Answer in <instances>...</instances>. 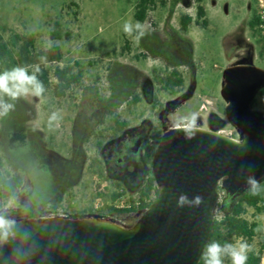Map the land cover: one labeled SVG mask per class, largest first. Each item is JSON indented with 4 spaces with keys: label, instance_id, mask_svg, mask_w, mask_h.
Wrapping results in <instances>:
<instances>
[{
    "label": "rangeland",
    "instance_id": "1",
    "mask_svg": "<svg viewBox=\"0 0 264 264\" xmlns=\"http://www.w3.org/2000/svg\"><path fill=\"white\" fill-rule=\"evenodd\" d=\"M138 1L0 0L4 39L11 33L30 34L36 49L58 46L63 59L51 68L70 66L78 76V84L64 98H55L51 90L41 96L29 91L15 100L3 95L0 102L8 99L6 103L13 108L0 115V156L5 172L23 177L16 195L0 203V216L6 220L39 215L79 218V212L91 210L125 227L133 225L143 212L106 209L122 199L132 205L136 197L131 191L137 171L126 169L136 168L135 158L119 169L109 161L108 167L118 169L120 177L102 164L106 154L102 147L120 135L114 129L116 116L127 128H145L152 144L164 130L188 125L193 117L195 127L205 129H211L210 121L216 118L220 130L238 137L226 121V103L219 95L222 71L238 63L264 67L259 57L264 29L259 28L260 20L253 28L249 25L264 12V0H155L144 22H139L145 34L137 39L134 12ZM198 6L204 9L202 18L197 16ZM186 15L191 23L183 31L180 20ZM126 22L130 35L124 31ZM53 33L59 39H52ZM173 69L183 83L170 91L161 79ZM133 95L138 96L137 103L132 102ZM255 100L252 107L264 111V96L257 95ZM203 103L213 105L200 114ZM53 113L58 119L51 121L50 130ZM18 134L24 135V144L14 139ZM94 161L100 163L103 176L96 173ZM117 180L127 194L112 202L110 194ZM224 196L220 191L218 202L228 200ZM213 215L219 219L222 211L214 210ZM244 218L261 229L247 242L258 248L264 239V212L247 208ZM224 261L231 262L228 257Z\"/></svg>",
    "mask_w": 264,
    "mask_h": 264
},
{
    "label": "water",
    "instance_id": "2",
    "mask_svg": "<svg viewBox=\"0 0 264 264\" xmlns=\"http://www.w3.org/2000/svg\"><path fill=\"white\" fill-rule=\"evenodd\" d=\"M262 90L264 67L223 69L219 95L237 139L200 127L163 131L150 166L157 196L130 227L94 214L7 219L0 264H198L220 191L239 197L248 177L264 181V111L252 107ZM181 195L202 202L181 207Z\"/></svg>",
    "mask_w": 264,
    "mask_h": 264
},
{
    "label": "trees",
    "instance_id": "3",
    "mask_svg": "<svg viewBox=\"0 0 264 264\" xmlns=\"http://www.w3.org/2000/svg\"><path fill=\"white\" fill-rule=\"evenodd\" d=\"M200 1V0H198ZM155 0H139L135 6L134 19L137 22H144L147 17V12L153 8ZM198 18L204 16V9L201 6L197 8ZM181 29L186 31L188 25L191 23L189 16L181 17ZM259 23V18L253 17L249 23L250 27H254ZM203 27H206V21L201 22ZM52 39H59V35L53 33ZM41 57H46V61L42 62ZM259 57L264 59V45L259 52ZM63 59V53L58 46H52L44 49H36L34 36L30 34H17L11 33L8 39L0 34V73L4 71H10L13 68L21 67L27 69L28 75L37 76V79L43 83L45 91L51 90L55 98H64L68 95V92L74 85L78 84V76L72 73L70 66L59 67L52 65L59 64ZM39 67L40 71L37 73L36 68ZM165 83L164 88L173 90L175 87H180L183 83L181 74L173 69L165 78L161 79ZM258 95L264 96V90L258 93ZM8 99H5L6 103ZM112 103V100H108ZM139 98L137 95H133L132 102L137 103ZM256 104L254 99L252 106ZM110 108H107V113H110ZM114 129L116 133H121L127 128L125 121H120L116 116L113 118ZM210 126L213 131L221 129L222 125L215 118L210 121ZM141 127V126H140ZM14 139L20 144H24V135L18 134ZM159 139L151 144L149 136L144 137L143 146L141 149V156L136 158V168H130L126 166L127 171L135 172L137 181L132 186L138 201V206L129 208L119 209L114 206H107L106 209L109 212L118 213H133L143 212L148 206L154 201L157 196L158 189L154 183V179L151 175L150 166L153 154ZM3 158L0 156V203L7 199H10L16 195L20 187L22 186L23 177L20 173L9 174L5 172V164ZM93 165L96 166V173L103 176V168H101L98 161H94ZM110 174H113L110 172ZM116 175V174H113ZM115 190L110 194L112 202L117 201L127 194L126 190L123 189L121 181L117 180L114 182ZM221 192H223L221 190ZM226 197V194L225 196ZM151 198V199H150ZM149 199V202H146ZM247 208L254 209L256 212H264V181L259 183L258 194L253 195L249 190L244 192L241 196L235 198L233 201L228 200L217 202L214 210L220 209L222 211L221 218H214L213 231L210 236V241H217L221 245L225 243H234L235 239L243 238L245 241L250 242L253 240L257 231V224L255 222H249L244 218V213ZM56 207H53V211L49 212L50 215L54 214ZM80 216L85 214H92L91 210L86 212H79ZM94 214L102 216L101 212L96 211ZM49 216V215H47ZM38 217H42L39 215ZM207 243V244H208ZM262 255H264V239L261 240L258 248H251V251L247 254L246 264H260ZM202 257V256H201ZM198 264H203V260L200 258ZM224 264H231V262H225Z\"/></svg>",
    "mask_w": 264,
    "mask_h": 264
},
{
    "label": "clouds",
    "instance_id": "4",
    "mask_svg": "<svg viewBox=\"0 0 264 264\" xmlns=\"http://www.w3.org/2000/svg\"><path fill=\"white\" fill-rule=\"evenodd\" d=\"M135 27L139 30V34L136 37L139 39L145 33L143 26L137 22ZM124 31L126 34H131V26L128 22L124 24ZM42 62L46 61V57L40 58ZM40 71L37 66L36 72ZM12 83V87H9V83ZM31 85V89L27 87ZM31 91L35 96H41L45 91L43 83L37 79L36 74L28 75L27 69L17 67L10 71H4L0 73V101H2L3 95H8L12 100L17 99L21 95H26ZM13 108L12 104L0 102V115H6L9 110ZM58 116L53 113L49 121V128L51 130V121L57 120ZM195 127V117H193L191 123L185 126V130H190ZM190 138V137H189ZM247 183L251 186L249 191L256 195L259 191V183L254 177H248ZM202 202V197L196 196L191 201L187 196L181 195L178 200V206H184L188 204L190 206H198ZM13 221L6 220L3 216H0V239L7 240L11 231ZM258 231L261 229H257ZM251 251V246L243 238L235 241L234 243H225L221 245L219 242L213 240L206 244L202 253L201 259L203 264H224V257H228L231 264H246L247 254Z\"/></svg>",
    "mask_w": 264,
    "mask_h": 264
},
{
    "label": "flooded vegetation",
    "instance_id": "5",
    "mask_svg": "<svg viewBox=\"0 0 264 264\" xmlns=\"http://www.w3.org/2000/svg\"><path fill=\"white\" fill-rule=\"evenodd\" d=\"M145 135L146 130L143 127L126 128L119 136L109 140L101 150H106L102 162L105 170L110 169L109 171L111 173H115L119 177L122 176V173L118 169L122 167V163H126L129 159H136L141 156V149ZM137 141H139V144L138 147L135 148ZM109 161L116 162L118 169L115 170L108 167ZM226 198L228 199V202H231V200L233 201L237 197H231L226 194Z\"/></svg>",
    "mask_w": 264,
    "mask_h": 264
},
{
    "label": "built area",
    "instance_id": "6",
    "mask_svg": "<svg viewBox=\"0 0 264 264\" xmlns=\"http://www.w3.org/2000/svg\"><path fill=\"white\" fill-rule=\"evenodd\" d=\"M259 20H260V23H259V28L260 29H264V12H260V14H259ZM211 105H213L212 103H203V104H201V106H200V108H199V113L201 114V113H205L206 111H207V109H208V107H210ZM183 126H186V125H183ZM176 127H178V126H176ZM216 132H218V133H220V134H223V135H226V136H229V137H232V138H234V139H237L230 131H226V130H218V131H216ZM151 144H152V142H151ZM151 199V198H150ZM146 202H149V199L146 201ZM133 204V206H138V201H137V197H135L134 198V202L132 203ZM131 205H127V204H125V200L124 199H122L119 203H115V207H117V208H121V209H123V208H129Z\"/></svg>",
    "mask_w": 264,
    "mask_h": 264
}]
</instances>
